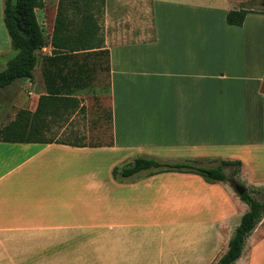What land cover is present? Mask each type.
<instances>
[{"label":"crops","instance_id":"obj_1","mask_svg":"<svg viewBox=\"0 0 264 264\" xmlns=\"http://www.w3.org/2000/svg\"><path fill=\"white\" fill-rule=\"evenodd\" d=\"M111 1L101 48L72 53L89 68L104 59L110 140L0 142V264H216L248 206L196 174L113 177L137 157L239 161V178L264 186V14L226 23L258 0ZM41 61L32 81L0 89L18 87L17 110L47 95ZM89 80L58 95L78 97ZM263 244L252 231L234 264L253 263Z\"/></svg>","mask_w":264,"mask_h":264},{"label":"trees","instance_id":"obj_2","mask_svg":"<svg viewBox=\"0 0 264 264\" xmlns=\"http://www.w3.org/2000/svg\"><path fill=\"white\" fill-rule=\"evenodd\" d=\"M58 0L56 13L52 25L50 41L47 43L39 26L35 8L39 0H3L2 20L10 41V47L16 51L3 70L0 71V89L17 80L34 78L39 52L47 45L51 47V55L41 56V75L46 84L47 95H41L34 112L19 110L15 119L0 127V142L5 143H60L73 147H85L83 144H70L46 140L40 136L45 130L46 118L66 107L71 97L60 96L62 85H82L84 78L89 77L90 68L87 65V54H72L101 48L92 46V22L89 11L93 7H103L105 0ZM98 4V6H97ZM256 2L243 4L238 10L226 14V23L232 26H241L248 13L264 14L254 9ZM85 12L86 14H84ZM82 15L79 20L78 16ZM80 57V63L79 58ZM53 67L52 68L48 67ZM65 67V73L62 71ZM107 69V68H106ZM52 88L51 83H56ZM239 166V161H220L216 167H204L195 160H182L179 162H165L156 158L137 157L123 166L113 169V177L129 178L141 171L147 175L163 172H180L196 174L206 182H226L227 175L224 168ZM239 199L248 206L232 237L228 242L226 254L216 264H234L241 257L245 241L264 215V202L255 199L246 189Z\"/></svg>","mask_w":264,"mask_h":264},{"label":"rangeland","instance_id":"obj_3","mask_svg":"<svg viewBox=\"0 0 264 264\" xmlns=\"http://www.w3.org/2000/svg\"><path fill=\"white\" fill-rule=\"evenodd\" d=\"M263 1L264 0L256 1L254 9L260 12L264 11V7L261 6ZM111 2L112 1L110 0V4ZM57 3L58 0H39L35 8L37 22L41 27L47 43L50 41ZM80 5L82 7L81 0ZM120 8L122 9L123 7ZM2 9L3 0H0V65L6 64L16 54V51L10 47L9 37L3 25ZM104 9L105 3L103 7H93L89 11L91 22L93 21L92 46H98L100 41H104L105 31H103L102 27ZM83 13L86 14L85 12ZM81 18L82 15H79L78 19L80 20ZM148 25L149 24L147 23V31H149ZM43 52H45V50L42 49L39 52L38 58L43 56ZM99 59L100 61H98ZM89 61L90 80L87 83L88 88L78 94V97L72 96V101H70L66 107L46 118L45 130L40 132V136L46 140L83 145H102L109 142L110 107L107 99V80L104 72V59L102 57L98 59L91 57ZM38 70L39 69L34 70L35 74L36 72L40 73ZM39 73H37V76L40 75ZM17 89L18 87L12 86L4 89L0 93V127L11 123L15 119L16 113L19 110H26H17L13 106L12 100ZM25 92L29 93L30 90L27 89ZM219 163L220 161L214 160L201 163V166L210 168L218 166ZM239 170L240 167L236 165L224 168V172L227 175V181L225 182L226 185L231 188L228 184V180L234 179L242 184L255 199L264 202V186L250 185L245 180L240 179ZM254 230L258 234L264 231V215ZM247 253L248 250L246 254ZM252 257L253 263L250 261V264H264V244L261 245V248L255 251V254Z\"/></svg>","mask_w":264,"mask_h":264},{"label":"water","instance_id":"obj_4","mask_svg":"<svg viewBox=\"0 0 264 264\" xmlns=\"http://www.w3.org/2000/svg\"><path fill=\"white\" fill-rule=\"evenodd\" d=\"M261 6L264 7V1L261 3ZM228 184L238 197H241L246 191V188L234 179L228 180Z\"/></svg>","mask_w":264,"mask_h":264}]
</instances>
